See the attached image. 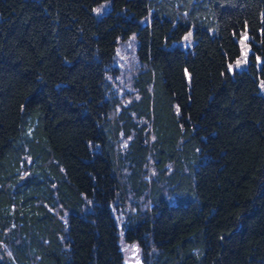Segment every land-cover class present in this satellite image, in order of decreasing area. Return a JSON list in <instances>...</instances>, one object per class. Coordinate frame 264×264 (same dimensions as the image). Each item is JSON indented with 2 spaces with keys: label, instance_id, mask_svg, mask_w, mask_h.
Segmentation results:
<instances>
[{
  "label": "trees",
  "instance_id": "obj_1",
  "mask_svg": "<svg viewBox=\"0 0 264 264\" xmlns=\"http://www.w3.org/2000/svg\"><path fill=\"white\" fill-rule=\"evenodd\" d=\"M122 239L264 264V0H0V264Z\"/></svg>",
  "mask_w": 264,
  "mask_h": 264
},
{
  "label": "rangeland",
  "instance_id": "obj_2",
  "mask_svg": "<svg viewBox=\"0 0 264 264\" xmlns=\"http://www.w3.org/2000/svg\"><path fill=\"white\" fill-rule=\"evenodd\" d=\"M121 243H122V246L125 252V260H124L125 263L126 264H142L140 254H139L140 249L137 246V244L132 243V242H125L123 239L121 240Z\"/></svg>",
  "mask_w": 264,
  "mask_h": 264
}]
</instances>
